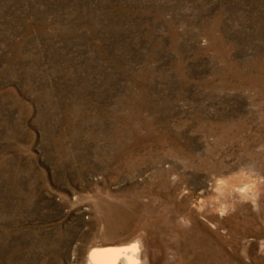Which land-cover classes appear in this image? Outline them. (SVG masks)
<instances>
[{
    "label": "rangeland",
    "instance_id": "374dc122",
    "mask_svg": "<svg viewBox=\"0 0 264 264\" xmlns=\"http://www.w3.org/2000/svg\"><path fill=\"white\" fill-rule=\"evenodd\" d=\"M105 248L264 264V0H0V264Z\"/></svg>",
    "mask_w": 264,
    "mask_h": 264
},
{
    "label": "bare ground",
    "instance_id": "6f19581e",
    "mask_svg": "<svg viewBox=\"0 0 264 264\" xmlns=\"http://www.w3.org/2000/svg\"><path fill=\"white\" fill-rule=\"evenodd\" d=\"M113 253L111 250L103 251L102 255L95 253L93 258H91V261L95 264H114Z\"/></svg>",
    "mask_w": 264,
    "mask_h": 264
},
{
    "label": "water",
    "instance_id": "95a60500",
    "mask_svg": "<svg viewBox=\"0 0 264 264\" xmlns=\"http://www.w3.org/2000/svg\"><path fill=\"white\" fill-rule=\"evenodd\" d=\"M105 250H108V248L101 249V250H97V252H96V253L100 254L102 251H105ZM109 250H111V249H109ZM111 251H112V250H111ZM112 253H113V252H112Z\"/></svg>",
    "mask_w": 264,
    "mask_h": 264
}]
</instances>
